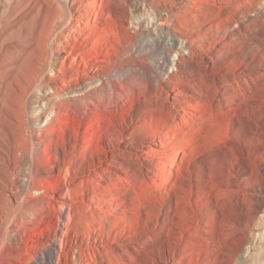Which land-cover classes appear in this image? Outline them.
<instances>
[{
    "label": "bare ground",
    "instance_id": "obj_1",
    "mask_svg": "<svg viewBox=\"0 0 264 264\" xmlns=\"http://www.w3.org/2000/svg\"><path fill=\"white\" fill-rule=\"evenodd\" d=\"M226 1L230 5L238 3L234 4L237 7H241L243 2L258 3V0ZM116 10L120 11L122 20L127 23L131 20V29L134 26L140 29L154 26L156 32L151 45L159 44L165 34L174 40V49L165 50L162 60L153 61L151 67L134 63L132 59L131 65H123L121 69H124L117 72L114 68L116 55L114 59L107 55L103 61L105 53L102 56L96 44L102 28L106 27L103 25L111 23ZM183 14H193L189 1L162 4L159 0H0V131L10 130L11 136L15 137L18 133L20 135L18 131L22 127L29 128L33 120L31 124L36 128L31 134V145L34 149L33 153L30 151L32 154L24 151L26 164L32 158H38L41 149H45L55 161L60 157L55 121L66 124L64 111L77 113L75 117L79 124L91 126L86 121L89 119L88 122L93 123L91 119L94 118L98 122L100 108L120 106L123 96L115 82L119 81L117 86H122V93H127L131 84V106L127 112L119 111V120L112 115L107 118L105 126H97L104 129L107 136L106 139L97 137L99 152L107 157V162H104L106 168L94 176V187L87 193L89 197L83 198L90 206L83 218L85 225L78 223L76 227L79 233L81 230L86 233L87 242H79L74 254L75 264H86L87 258L100 264L105 261L99 249H89L88 241L98 242L96 236L92 238L96 230L107 235L105 223L109 224V219L120 206L119 196L125 194L113 192L120 186L131 188V194L135 190L139 192V210L151 219V226L145 223L144 229H138L136 222V226L131 227V241L121 246L131 256V264L184 263L190 251L182 252V248L198 249L197 232L208 234L213 226H218L217 218H211L208 211L201 213L199 219L193 209L187 207L191 205V195H185L184 186L191 185L195 177L200 176L195 170L198 161L209 163L206 176L216 181V191L219 190L223 197L236 195L227 202V218L219 217L221 224L230 229L236 226V222L240 224L241 218H246L245 205L237 198L240 197L237 174H242V171L237 167L235 176L227 166L231 158L237 163L244 160L249 164L247 148L239 147L240 142L235 143L227 134L222 140L223 148L216 147L219 140L211 135L208 148L198 151L194 133L204 126L207 119L245 103L256 111L252 109V116L249 114L248 129L241 126L247 132L243 135L247 137L260 129L258 133H264V50L252 61L249 58L244 60L240 53L225 59L222 47H217L210 40L213 33L209 32L214 25L195 32L186 30L183 22L187 17ZM87 44L90 52L85 49ZM234 57L246 63L236 73H228L225 66ZM48 68L60 77L57 74L50 77ZM113 80H116L115 84ZM134 89L140 96L134 93ZM147 131L154 135L149 138ZM232 137L235 138L234 135ZM63 155L66 157L65 153ZM245 169L248 170L247 165ZM173 170H177L180 176L175 178ZM226 172L233 178L229 182L225 181ZM71 188L69 183L65 186L64 194L69 199L62 196L58 201L62 218L65 217L64 210L71 207ZM155 191L158 192L157 205L153 197ZM34 213L25 210L21 218L33 217ZM67 213L70 221L72 217ZM181 229L188 232L184 240H181L184 235ZM5 240L8 248L10 245L16 248L19 244L14 232L6 235ZM57 240L55 237L38 253L39 256L33 257L34 264L52 263V256L56 253L53 245ZM243 240V234L236 239L232 257L240 254ZM165 241L172 250L171 257L165 251ZM59 254L56 255L59 257ZM10 260L8 256L3 264H11ZM108 261L114 263L112 259Z\"/></svg>",
    "mask_w": 264,
    "mask_h": 264
},
{
    "label": "rangeland",
    "instance_id": "obj_2",
    "mask_svg": "<svg viewBox=\"0 0 264 264\" xmlns=\"http://www.w3.org/2000/svg\"><path fill=\"white\" fill-rule=\"evenodd\" d=\"M159 1L162 4H177L181 1H189L192 5L193 14H183V16L187 17L186 22H183L185 29L195 32L199 29H210L213 27L212 25H214V27L211 28L213 29L211 30L212 32L209 30V34L213 33L214 35H212L213 37L211 36L210 40L217 47H222L223 58L225 59L227 57L230 58V55L234 53H240L241 56L244 57V60L249 58L251 59L250 61H252V59L254 60L260 55V52L264 50V0H258L256 5L243 2L244 4L242 3L243 5L241 7L234 5L238 3L230 5L226 0ZM104 3L106 2L104 1ZM195 10L197 12H195ZM200 10L204 13L203 15ZM119 12V10H116V12L114 11L111 23L108 26L103 25L106 27L102 28V35L97 40L98 42H96L99 51L101 50L100 53L102 56L105 53L102 59L103 61H105V56L107 55H110L109 57L113 59L116 55L117 58L114 68L117 72H121V70L124 69L121 68L125 65H131V61L133 60L134 63L151 67L153 61L162 60V55L165 50L169 48L174 49L175 46L172 43L174 40L168 39L165 34L161 36L162 40L159 44L156 43V45H151V41L156 32L155 27L148 25L149 23H145V25H148L146 28L140 29V27L134 26V29H131V20L129 23L125 22L121 19V13ZM215 26L219 29L217 30ZM85 49L87 52L91 51L89 44L86 45ZM78 61L81 62L80 58H78ZM245 63L246 61L234 57L231 62L226 64L225 69L228 73H236L237 69L242 67ZM109 67H111V65H109ZM47 70L50 77H53L55 74L60 77V74L56 71H50V68ZM113 78L114 76H112L111 80ZM40 81L42 80L40 79ZM115 81L116 80H113V83ZM59 83H61V81H59ZM115 83L114 84L123 96V100L119 101V104L121 103L120 106H109L107 107L108 109H104L103 107V109L100 108V119L98 122L92 118L91 120L93 123H89L88 121L90 120L88 119L86 123L91 126L86 125V127L83 123L79 124L77 122L75 116H78V114L70 111H64L63 118H65L66 124H59L55 121L58 134L56 137V146L60 156L56 161L53 156L44 151L45 149H41L38 158H32L29 164L25 163L23 159L24 151L32 154L34 149L31 145V134L36 126L31 124L33 121L32 119L29 124L31 126L28 125L29 128L22 127L23 129L21 128V130L18 131L21 132L20 135L22 137L18 135L19 133L15 137H12L10 130L0 131V173H2V176L0 175V180L2 179L0 181V245L2 244L0 247V249L2 248L0 250V264L5 263L8 256L11 257V264H34V258L39 256L38 253H41L40 251L51 244L55 237H57L58 240L56 244L53 245L56 253L52 256L51 264H75L74 254L76 253V248L79 247V242H87L86 233H83L82 230L81 233H79L76 227L78 223L85 225L83 218H85V213L88 212L87 207L90 206L89 202L84 201L83 198L89 197L87 193L94 187L92 186L95 181L94 176L96 173H100L106 168L105 163L107 162V157L99 152V143L97 141V137L106 139L107 136L105 130L99 129L97 126H105L107 118L112 115L119 120V111L127 112V108L131 106V84L128 87L127 93H122V91H120L122 86H117L119 81ZM134 93L137 96L139 95L136 89H134ZM238 95L241 96L242 92ZM244 105L246 107H244ZM252 109L255 110L254 108H250L247 103L241 104L238 107H230L224 112L216 113L217 116L215 115L213 119H207L204 126L200 127L201 129H197L194 133V142L197 143L196 149L198 151L208 148L211 135L219 140L216 141V147L220 146L219 148H223L224 142H222V140L225 139L224 136L227 134L235 143L238 144V142H240L239 147L244 150L247 148L246 158L250 160L249 164H246L244 160L237 163L231 158L228 160L227 166L228 171L233 174L235 173V176L237 167L242 171V174H237V185L239 186L238 195L240 196H237V198L241 199L242 203L245 205L246 218H241L240 224L236 222V226L230 227V229L221 224L222 221L219 217L227 218V206L229 204L227 202L235 198L236 195L223 197L219 193V190L216 191V181L214 179L210 180L208 176H206L210 166L209 163L198 161L195 170L198 176L200 175L201 177H195L191 185L187 184L184 186L185 195L187 197L191 195V205H187V207H191L193 209L192 212H194L199 219L201 218V213L203 214L208 211L211 218H217V225L221 228L217 229L219 228L218 226H213L214 228H211V233L208 234L201 231L197 232L196 242H198V249L183 247L182 252L190 251V255L185 257L184 263L182 264H264V133L259 134L258 132L261 130L260 129L257 133L249 134L245 137L247 132L244 130L250 123L248 118L249 114L252 116V113H250ZM65 115H69V117H65ZM237 115L240 116L237 117ZM1 119L2 118H0V120ZM83 122H85V120ZM241 126L246 128L242 129L243 127L241 128ZM89 132H92V135H88ZM146 133L149 138L154 135V133L150 131ZM243 133H245V136ZM232 135H234L235 138H233ZM64 153L66 157L63 155ZM246 165L249 171L245 169ZM52 171H55L53 173L55 174L54 176L51 174ZM158 171V173H160V169ZM173 172L175 178L180 176L177 170H173ZM225 174V178L227 176L226 179L224 178L225 181L229 182L233 179L227 172ZM68 183L72 187L70 189L72 202L70 203V209L64 210L65 217L62 218V210L58 201L64 196L66 199H69L66 194H64L65 186ZM113 192H117L116 194H125L124 196H119L120 206L117 211H115L114 218L112 217L109 219V224L105 223V227L107 226V235H101V233L96 230L94 234H92V238L96 236L98 242L94 243V241L90 239L88 241L89 249L100 250L103 258H105L102 264H111L108 261L110 259L114 261L113 264H131V256L126 254L121 246H125L131 241V227H135L136 222H138V226H136L138 229H144V227H146L145 223H147V226H151V219L146 216L141 209L139 210V208H141V199L138 198V191L136 192L135 190V192L131 194V188L127 189L125 186H120L119 189H113ZM154 194V202L157 205L158 192L155 191ZM28 200L31 201L29 202ZM131 201L133 203L132 207ZM154 202H152V204H154ZM257 202H260V204L258 205ZM30 203H36L38 205H31ZM25 210L35 212V216L21 218V214ZM253 210H255V212H253ZM67 212L70 213V218L72 217L70 221ZM139 215L142 216V219H140L141 216ZM60 219L63 220L64 223H62ZM154 223V225L157 224V222ZM91 227L92 226H90V228ZM239 230L242 231L239 232ZM181 231L184 233V235L181 236V240H184L188 232L186 229H181ZM11 232H14L19 242L16 248L11 245V247L9 246L8 248L6 244H4L6 242V235ZM213 233L216 234V237ZM241 234L244 235V246L238 256L232 257L236 239ZM165 244L166 241L164 242V245ZM165 251L169 254V257L172 256V250L167 244L165 245ZM57 253H60L59 257L56 255ZM85 261H87L86 264H100L89 258L85 259Z\"/></svg>",
    "mask_w": 264,
    "mask_h": 264
}]
</instances>
